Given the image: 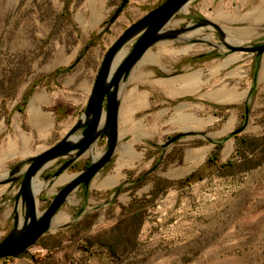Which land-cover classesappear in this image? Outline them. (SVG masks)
<instances>
[{"label":"rangeland","instance_id":"rangeland-1","mask_svg":"<svg viewBox=\"0 0 264 264\" xmlns=\"http://www.w3.org/2000/svg\"><path fill=\"white\" fill-rule=\"evenodd\" d=\"M123 1L0 0V181L18 163L24 170L29 157L66 133L64 124L80 118L110 45L164 0H127L113 19ZM220 9L235 20H213ZM202 19L250 27L254 34L242 45L264 40V0H191L167 28L187 27L181 34L201 28L217 45L196 35L161 40L146 52L150 57L143 56L121 89L131 119L119 122L112 161L88 188L72 193L27 254L0 264H264V54L231 51L215 27H196ZM162 43L193 50L165 52ZM232 55L237 59L221 66ZM195 71L204 83L194 92L174 94L163 83ZM225 89L233 99L223 100ZM185 104L186 113L211 122L200 129L183 124ZM141 123L145 134L137 132ZM105 149L101 138L55 179L45 176L58 162L42 171L36 187L39 181L47 187L38 194L39 211ZM20 183H0V241L13 228Z\"/></svg>","mask_w":264,"mask_h":264},{"label":"water","instance_id":"water-1","mask_svg":"<svg viewBox=\"0 0 264 264\" xmlns=\"http://www.w3.org/2000/svg\"><path fill=\"white\" fill-rule=\"evenodd\" d=\"M190 1L165 0L129 25L106 51L86 108L80 118L58 142L29 157V163L24 170H22V163H18L11 172V178L0 181V183H6L21 178L15 196L13 228L0 241V259L16 258L27 254L30 248L51 229L55 216L72 193L81 186L88 188L96 175L112 161L120 141L119 117L122 86L133 68L153 45L164 39L179 37L188 29L187 27L169 29L167 25ZM126 2L127 0L122 2L113 19ZM202 25L215 27L224 45L231 51L248 52L258 56L264 54V40L258 44H229L220 25L208 19H202L196 27ZM128 43L133 44L131 50L120 56V52ZM246 125L247 121L233 134L243 131ZM180 137L181 134H178L168 143ZM101 138H106V149L103 153L96 158L92 156L90 165L67 180L55 192L49 205L43 211H39L38 194L34 191L35 178L54 162H58V166L51 177L45 176V178L59 177L83 154L91 151ZM20 202L24 207L23 214L20 212Z\"/></svg>","mask_w":264,"mask_h":264},{"label":"bare ground","instance_id":"bare-ground-1","mask_svg":"<svg viewBox=\"0 0 264 264\" xmlns=\"http://www.w3.org/2000/svg\"><path fill=\"white\" fill-rule=\"evenodd\" d=\"M188 6V4L186 6H184L183 9H186ZM257 10H253L251 12H249L246 17H251V15L253 13H255ZM237 15L234 14H227L223 9H220L218 11H216V13L214 14V17L212 18L215 21H223L224 23H230L232 21L235 20V17ZM222 29L225 31L226 34V42L229 44H243L245 41L249 40L253 34H254V30L251 29L250 27L247 28H233V27H229L226 24H222ZM196 35H201L207 42H209L212 45H217L215 42H211V40L214 37L213 33H208V34H203L202 33V29L201 28H196L193 29L191 31L185 32L183 34H181L179 36L180 39H189L192 38ZM168 43H162V45H160V48L165 51V52H174V53H189L193 50V46L188 45L185 46L183 48L180 49H170L168 47ZM221 47V46H220ZM200 48V46H199ZM222 48V47H221ZM198 50V49H197ZM123 50L120 52V56H123ZM146 58L150 57V55L148 53H145ZM238 55H232L228 58V60L222 64L221 66H225L227 64H229L230 62L234 61L235 59H237ZM143 58V57H142ZM145 62V61H144ZM219 69L218 67H213L212 68V72L216 73ZM202 71H195L192 72L184 77L181 78H176V79H170V80H166L163 83L165 84L166 87H168L170 89V92H173L174 94H181V93H188V92H194L196 91L200 85L203 82L202 80ZM182 80L180 87H173L172 84L176 81V80ZM226 91L225 94L223 95L222 98H224L223 100H231L233 99L232 94L225 89ZM144 97V100H146V95H142ZM212 96H214L215 99H218L215 94H212ZM129 97L126 96L125 101L123 102V104L120 106V117H119V122L123 120V123H129L130 119H131V104L128 103ZM188 107V105H182L179 107V113H180V121L184 124V123H188L191 122L193 124L192 127L195 128H202L206 123L211 122V120H205L201 117L189 114L185 112V108ZM232 121H230V123L228 124L227 128H230ZM43 124V123H42ZM137 132L139 134H145L144 132V125L141 123V125L138 127ZM95 158L97 157L96 155L94 156ZM66 179L65 176H62V178L60 180H64ZM36 178L34 180V191L36 194H40L42 191H44L47 187V184L45 182L39 181L37 183V187H36ZM36 187V190H35Z\"/></svg>","mask_w":264,"mask_h":264},{"label":"crops","instance_id":"crops-1","mask_svg":"<svg viewBox=\"0 0 264 264\" xmlns=\"http://www.w3.org/2000/svg\"><path fill=\"white\" fill-rule=\"evenodd\" d=\"M38 100H40V95L36 96V98L32 101V105H31L32 108H33V103L36 102V104H37V101H38ZM36 104H35V105H36ZM35 105H34V106H35ZM77 120H78V119H77ZM77 120H76V121H77ZM76 121H75V122H76ZM75 122H73L71 125H69V124H64L62 128H64L65 131H66L67 129L69 130L70 127H71ZM68 130H67V131H68ZM67 131H66V132H67ZM65 134H66V133H65ZM65 134H64V135H65ZM64 135H63V136H64ZM63 136H62V137H63ZM62 137H61V138H62ZM61 138H60V139H61ZM60 139H59V140H60ZM59 140H58V141H59ZM58 141H57V142H58ZM55 143H56V142H55ZM55 143H54V144H55ZM45 149H46V148H45ZM43 150H44V149H43ZM43 150H42V151H43ZM40 152H41V151H40Z\"/></svg>","mask_w":264,"mask_h":264},{"label":"trees","instance_id":"trees-1","mask_svg":"<svg viewBox=\"0 0 264 264\" xmlns=\"http://www.w3.org/2000/svg\"><path fill=\"white\" fill-rule=\"evenodd\" d=\"M165 1V0H164ZM253 93H254V89L251 91V95H253ZM245 141V143L246 144H248V141L247 140H244ZM90 165V162L85 166V168L87 167V166H89Z\"/></svg>","mask_w":264,"mask_h":264}]
</instances>
